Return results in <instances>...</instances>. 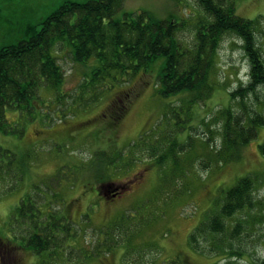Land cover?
I'll list each match as a JSON object with an SVG mask.
<instances>
[{
    "label": "rangeland",
    "instance_id": "374dc122",
    "mask_svg": "<svg viewBox=\"0 0 264 264\" xmlns=\"http://www.w3.org/2000/svg\"><path fill=\"white\" fill-rule=\"evenodd\" d=\"M64 1L0 0V47L16 43L27 22H38ZM234 2L239 16L256 20L253 29L264 56V0ZM141 10L177 21L182 48L192 47L200 24L212 20L197 0H125L116 17ZM58 54L66 71L61 90L75 94L89 69L74 62L67 47H59ZM250 69L243 39L228 32L215 54L213 90L199 103H191L189 93L159 94L155 66L130 82L135 87L130 96L128 83H114L98 101L90 103L87 95L64 110L66 98L58 101L62 92L43 86V102L35 98L29 111L7 109L14 131H0V264H254L263 259L264 125L227 156L222 135L227 107L264 113V85L245 99L244 110L238 100L231 101V91L248 83ZM121 95L128 107L117 121L109 106ZM245 175L254 180L253 206L227 218L221 233L199 235L195 248L190 234L219 211L225 190ZM109 182L126 186L119 195L104 196L102 184ZM23 199L28 216L20 206ZM30 204L39 207V217L33 210L30 218ZM53 212L69 228L54 230L58 236L50 248L39 253L20 245L31 226L36 221L45 226Z\"/></svg>",
    "mask_w": 264,
    "mask_h": 264
},
{
    "label": "trees",
    "instance_id": "16d2710c",
    "mask_svg": "<svg viewBox=\"0 0 264 264\" xmlns=\"http://www.w3.org/2000/svg\"><path fill=\"white\" fill-rule=\"evenodd\" d=\"M197 1L212 20L200 24L196 42L190 48L181 47L176 37L178 23L173 18H159L148 10L125 11L122 18L116 17L125 0H68L38 22H27L23 36L16 43L0 47V131H14L8 125L7 109L29 111L33 100L40 99L41 87L62 92L66 71L59 61L62 59L58 54L61 46L69 49L74 62L89 69L74 90L75 94L62 92L58 96L59 102L66 98L60 106L64 110L75 107L79 99L86 101L87 95L92 96L88 100L90 103L98 101L114 83H128L131 92L125 94L130 96L135 88L130 82L140 72L149 74L155 66L160 70L156 85L159 94L189 93L190 102L199 103L213 90L211 71L223 36L228 32L236 33L244 41L251 69L248 83L232 90L230 95L231 101L238 100L244 110L247 108L245 99L255 95L258 86L264 85V56L253 29L256 20L239 16L234 0ZM69 97L71 102L67 100ZM127 100L121 95L110 103L115 120L119 121L126 113ZM224 115L222 135L226 156L255 138L258 128L264 125V113L257 110L236 113L227 107ZM260 150L264 154V144L260 145ZM253 183L254 180L245 175L225 190L219 211L190 234L195 248H198L199 235L221 233L227 218L253 206ZM30 206V218L33 210L34 216L39 217V207ZM23 215L28 216L26 207ZM54 215L53 212L46 216L49 223L43 227L33 222V232L27 239L22 237L25 247L39 253L48 250L58 236L54 230L69 228L67 224L58 223L61 218L56 219ZM239 226L237 224L235 229ZM254 264H264V258Z\"/></svg>",
    "mask_w": 264,
    "mask_h": 264
},
{
    "label": "flooded vegetation",
    "instance_id": "af4514ba",
    "mask_svg": "<svg viewBox=\"0 0 264 264\" xmlns=\"http://www.w3.org/2000/svg\"><path fill=\"white\" fill-rule=\"evenodd\" d=\"M125 186H126L125 184L123 186L122 185L117 186L116 184H110V186L109 185L103 186V188L101 189L103 190L102 195L110 196V197H112L115 194L119 195L122 192L123 187ZM101 190H99L98 193H100Z\"/></svg>",
    "mask_w": 264,
    "mask_h": 264
}]
</instances>
